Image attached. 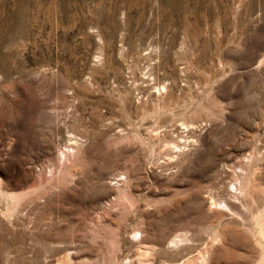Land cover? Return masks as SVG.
Here are the masks:
<instances>
[{
    "label": "rangeland",
    "instance_id": "obj_1",
    "mask_svg": "<svg viewBox=\"0 0 264 264\" xmlns=\"http://www.w3.org/2000/svg\"><path fill=\"white\" fill-rule=\"evenodd\" d=\"M215 230L264 259V0H0V264Z\"/></svg>",
    "mask_w": 264,
    "mask_h": 264
},
{
    "label": "bare ground",
    "instance_id": "obj_2",
    "mask_svg": "<svg viewBox=\"0 0 264 264\" xmlns=\"http://www.w3.org/2000/svg\"><path fill=\"white\" fill-rule=\"evenodd\" d=\"M158 51H160V46L152 47L151 51L148 53V56H154V54H157ZM191 236L192 235L189 236L186 233L179 232L175 236L169 237L162 244H160V247L156 250V253H161V256L166 260L163 261L169 262L170 264H221V259L219 258L220 256H215L216 253H214V251L216 247L219 246V243L225 239L224 231L222 232V230H215L210 238V245L206 246L205 244L202 249L198 246V244H194L195 242L193 243L192 240L194 238H192ZM132 239L138 241V243H145L148 240L147 237L143 235V230L141 229L135 230ZM195 252L196 256L194 257ZM138 258L140 259L141 257ZM228 264H264L263 253L262 251L260 252L256 250L244 254L237 252L236 255L228 260Z\"/></svg>",
    "mask_w": 264,
    "mask_h": 264
}]
</instances>
